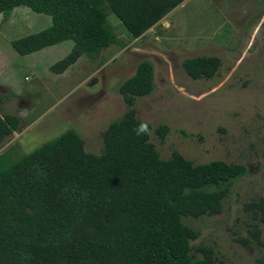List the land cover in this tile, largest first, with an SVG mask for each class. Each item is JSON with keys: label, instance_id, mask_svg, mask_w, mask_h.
I'll list each match as a JSON object with an SVG mask.
<instances>
[{"label": "trees", "instance_id": "obj_1", "mask_svg": "<svg viewBox=\"0 0 264 264\" xmlns=\"http://www.w3.org/2000/svg\"><path fill=\"white\" fill-rule=\"evenodd\" d=\"M185 1L0 0V15L25 7L49 16L48 28L11 47L26 56L72 41L69 54L51 67L61 74L82 56L124 47L107 26L108 13L137 39ZM220 65L214 56L181 62L193 80L211 79ZM153 79L145 60L121 84L127 108L103 133L101 154L85 152L80 136L67 131L13 163L0 156V264H223L211 247L191 245L199 233L182 221L221 213L246 168L219 160L194 165L178 152L161 160L149 134L134 131L142 122L135 100L151 94ZM19 130V117L0 116V145ZM166 132L157 129L161 139ZM246 208L264 222V199Z\"/></svg>", "mask_w": 264, "mask_h": 264}, {"label": "rangeland", "instance_id": "obj_2", "mask_svg": "<svg viewBox=\"0 0 264 264\" xmlns=\"http://www.w3.org/2000/svg\"><path fill=\"white\" fill-rule=\"evenodd\" d=\"M173 12L171 19L183 25L179 32L200 44L171 45L174 36L161 26L134 41L108 13L107 26L124 47L112 45L94 59L82 56L61 74L51 67L69 54L72 41L26 56L11 47L48 28L49 16L25 7L0 15V113L20 119V130L4 140L0 154L12 147L6 162H14L67 131L80 136L85 152L101 154L103 133L127 108L119 87L149 61L154 88L136 98L134 109L150 125L159 158L178 152L194 165L219 160L246 168L232 182L221 213L183 219L199 233L191 245L211 247L223 264H264V222L246 208L264 199V0H187ZM201 56L217 57L221 65L211 79L193 80L181 62ZM160 127L167 130L164 139ZM192 256L200 258L196 251Z\"/></svg>", "mask_w": 264, "mask_h": 264}, {"label": "crops", "instance_id": "obj_3", "mask_svg": "<svg viewBox=\"0 0 264 264\" xmlns=\"http://www.w3.org/2000/svg\"><path fill=\"white\" fill-rule=\"evenodd\" d=\"M187 1V0H186ZM185 3V2H184ZM183 3V4H184ZM183 4H181L180 6H178L176 9H178L179 7H181ZM175 10V9H174ZM175 12V11H174ZM173 11L171 13H169L166 17H164L160 22L157 23V25H155L153 28H151L150 30H148L144 35H142L141 37L137 38V39H133L134 41H137V42H140L142 39H145L146 37H148V34L154 30V28L158 27V26H161L164 30H169L170 33L174 36V39L173 41L170 42L171 45L173 44H176V46H196L195 44L198 43L200 44L201 43V40H197V37H194L195 35H189V34H185L183 33L182 31L179 32V29H181V27L183 25H179L176 21L172 20V14L174 13ZM159 37H156L155 39L156 40H159L158 39ZM3 96L0 94V102L1 100L3 99L2 98ZM0 116H3L1 113H0ZM15 133V132H13ZM12 133V134H13ZM9 137V136H8ZM7 138V137H6ZM5 138V139H6ZM4 139V140H5ZM4 142V141H3ZM12 150V147H9L5 152L1 153L0 156L2 155H6V160L9 158V153L11 152ZM26 155V154H24ZM23 156V155H22ZM20 156V157H22ZM19 157V158H20ZM18 158V159H19ZM10 159V158H9ZM17 159V160H18ZM16 161V160H15ZM14 161V162H15ZM13 163V162H11Z\"/></svg>", "mask_w": 264, "mask_h": 264}, {"label": "clouds", "instance_id": "obj_4", "mask_svg": "<svg viewBox=\"0 0 264 264\" xmlns=\"http://www.w3.org/2000/svg\"><path fill=\"white\" fill-rule=\"evenodd\" d=\"M134 131L138 136L150 134L148 123L143 121L134 129Z\"/></svg>", "mask_w": 264, "mask_h": 264}]
</instances>
